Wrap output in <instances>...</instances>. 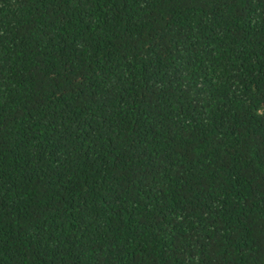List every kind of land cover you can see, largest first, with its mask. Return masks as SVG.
Here are the masks:
<instances>
[{
  "label": "trees",
  "instance_id": "obj_1",
  "mask_svg": "<svg viewBox=\"0 0 264 264\" xmlns=\"http://www.w3.org/2000/svg\"><path fill=\"white\" fill-rule=\"evenodd\" d=\"M0 264H264V0H0Z\"/></svg>",
  "mask_w": 264,
  "mask_h": 264
}]
</instances>
